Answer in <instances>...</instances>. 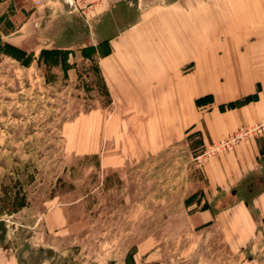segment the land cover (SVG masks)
I'll use <instances>...</instances> for the list:
<instances>
[{
	"label": "rangeland",
	"instance_id": "obj_1",
	"mask_svg": "<svg viewBox=\"0 0 264 264\" xmlns=\"http://www.w3.org/2000/svg\"><path fill=\"white\" fill-rule=\"evenodd\" d=\"M37 1L0 0V264H264L263 219L241 240L198 214L229 204L204 164L242 142L213 150L194 131L140 153L107 103L93 25L72 0ZM213 1L228 2L206 14Z\"/></svg>",
	"mask_w": 264,
	"mask_h": 264
},
{
	"label": "crops",
	"instance_id": "obj_2",
	"mask_svg": "<svg viewBox=\"0 0 264 264\" xmlns=\"http://www.w3.org/2000/svg\"><path fill=\"white\" fill-rule=\"evenodd\" d=\"M222 6L213 1L206 14L203 0H110L93 11L87 44L96 49L99 73L118 109L119 133L140 153L194 131L204 145L216 144L263 120L264 0ZM246 96L251 100L219 109ZM262 156L264 134L204 164L209 187L229 199L220 210L199 211L204 224L218 222L241 240L257 229L256 219L264 220Z\"/></svg>",
	"mask_w": 264,
	"mask_h": 264
},
{
	"label": "built area",
	"instance_id": "obj_3",
	"mask_svg": "<svg viewBox=\"0 0 264 264\" xmlns=\"http://www.w3.org/2000/svg\"><path fill=\"white\" fill-rule=\"evenodd\" d=\"M110 0H72L76 12L80 17V22L87 23L91 11L100 9L109 4ZM39 3V1H37ZM264 134V118L261 122L253 124L249 127L239 128L229 134L224 140L213 145V150L219 148H231L236 144L243 142L242 140H251L257 136Z\"/></svg>",
	"mask_w": 264,
	"mask_h": 264
},
{
	"label": "trees",
	"instance_id": "obj_4",
	"mask_svg": "<svg viewBox=\"0 0 264 264\" xmlns=\"http://www.w3.org/2000/svg\"><path fill=\"white\" fill-rule=\"evenodd\" d=\"M3 47L5 48V50L7 49V51H9V52H7V51L4 52L5 54H7V57H9V58H11L13 60H16L18 62H21L22 65H25V60H23L21 58V56L24 55V52L20 48H17L15 46L10 45V44H7V43H4L3 44ZM44 53H48V52L41 51L40 52V56H42ZM49 53L55 55L56 54V51L55 52L54 51H51ZM105 94L107 95V103L110 104L111 103V100H110V97H109V94L107 92L106 87H105ZM205 98H209V97H205ZM201 100H202V98L197 99L196 102L199 103ZM250 100H251V96H246V97H244L241 100H238V101H235V102H228L226 104L220 105L219 106V109L220 110H225V109L233 108V107H236L239 104L246 103V102H248Z\"/></svg>",
	"mask_w": 264,
	"mask_h": 264
},
{
	"label": "water",
	"instance_id": "obj_5",
	"mask_svg": "<svg viewBox=\"0 0 264 264\" xmlns=\"http://www.w3.org/2000/svg\"><path fill=\"white\" fill-rule=\"evenodd\" d=\"M5 233H6L5 221L4 220H0V240H3V238L5 237ZM27 245L28 244H25L26 247H27ZM43 251H45L48 256H51L53 254V251L51 249H39L38 252L40 254Z\"/></svg>",
	"mask_w": 264,
	"mask_h": 264
},
{
	"label": "flooded vegetation",
	"instance_id": "obj_6",
	"mask_svg": "<svg viewBox=\"0 0 264 264\" xmlns=\"http://www.w3.org/2000/svg\"><path fill=\"white\" fill-rule=\"evenodd\" d=\"M24 247H25V250H27L28 247H26V246H24ZM43 252H44V254H47L45 251H43ZM43 252H42V253H43Z\"/></svg>",
	"mask_w": 264,
	"mask_h": 264
}]
</instances>
